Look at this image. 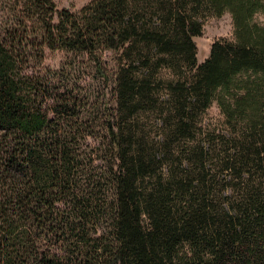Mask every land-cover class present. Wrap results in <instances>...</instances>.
<instances>
[{
	"label": "trees",
	"instance_id": "trees-1",
	"mask_svg": "<svg viewBox=\"0 0 264 264\" xmlns=\"http://www.w3.org/2000/svg\"><path fill=\"white\" fill-rule=\"evenodd\" d=\"M202 1L229 9L236 29L198 62ZM8 3L16 26L0 37V264H264V24L252 21L264 2ZM24 43L117 51L105 183L81 188L72 133L59 123L75 112L70 100L44 96L18 53ZM162 68L174 77L163 80ZM160 85L172 111L161 110L168 129L154 141L137 115L159 101ZM214 104L233 141L207 130L192 143L197 116Z\"/></svg>",
	"mask_w": 264,
	"mask_h": 264
},
{
	"label": "rangeland",
	"instance_id": "rangeland-1",
	"mask_svg": "<svg viewBox=\"0 0 264 264\" xmlns=\"http://www.w3.org/2000/svg\"><path fill=\"white\" fill-rule=\"evenodd\" d=\"M53 1L59 6L78 11L89 0ZM261 1L264 2V0ZM9 4L8 0H0V37H6L8 30L16 26L14 18L10 17L8 12ZM198 11L202 14L200 15L202 36L197 39L198 62H201L208 57L213 41L235 39L236 26L234 16L229 9L224 10L222 14H217L202 1ZM154 20L157 21V18L155 17ZM252 21L264 24L263 12H256ZM20 49L18 53L25 61V67L39 80V88L44 96L51 95L52 98L64 97L70 100V106L75 113L66 120H59V123L63 129L72 133L69 142L79 154L78 170L81 188L86 190L87 186L89 188L97 180L105 183L104 181L111 178L110 166L113 160L106 129V108L117 109L115 91L117 51L102 48L95 51V56H91L83 51L42 50L39 45L33 46L26 43L22 44ZM158 76L166 80L173 78L174 73L167 68H162ZM159 89V101L153 105L154 107L146 105L137 115L139 119L137 126L154 141L161 140L162 132L168 129V126L164 127L162 120V116L166 113L162 115L161 110L172 111L165 93V86L160 85ZM48 104H52V99H49ZM196 124L197 132L192 143L202 144L207 130L215 133L214 136L211 135L212 138L222 136L225 141L233 139L234 134L230 133L225 126L223 115L216 104L205 113L199 114ZM240 126L239 124L237 128ZM220 144L219 139H215L214 146L219 148ZM232 144H235V141ZM225 175L226 173H222L220 176L225 177ZM228 178H230L229 175ZM226 192L232 194L233 190L227 189ZM106 194H108L107 197L112 198L111 189L107 188Z\"/></svg>",
	"mask_w": 264,
	"mask_h": 264
}]
</instances>
